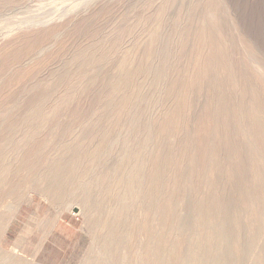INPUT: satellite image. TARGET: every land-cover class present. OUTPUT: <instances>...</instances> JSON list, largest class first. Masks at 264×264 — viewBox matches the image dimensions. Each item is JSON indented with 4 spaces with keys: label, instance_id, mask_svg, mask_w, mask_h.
Here are the masks:
<instances>
[{
    "label": "rangeland",
    "instance_id": "obj_1",
    "mask_svg": "<svg viewBox=\"0 0 264 264\" xmlns=\"http://www.w3.org/2000/svg\"><path fill=\"white\" fill-rule=\"evenodd\" d=\"M1 117L0 148L35 165L0 195L1 253L80 264L108 231L81 197L130 254L136 223L171 258L205 225L247 242L263 221L241 264H264V0H0Z\"/></svg>",
    "mask_w": 264,
    "mask_h": 264
},
{
    "label": "bare ground",
    "instance_id": "obj_2",
    "mask_svg": "<svg viewBox=\"0 0 264 264\" xmlns=\"http://www.w3.org/2000/svg\"><path fill=\"white\" fill-rule=\"evenodd\" d=\"M6 119L2 120L1 117L0 122L2 123ZM33 121L34 116L26 119V123L28 124L33 123ZM17 154L18 151H16V155L13 158H9L6 156L5 150L0 148V195H9L11 198L13 196L14 202L15 199L17 201L18 194L13 193V190L12 192H8L6 190V183L12 178L21 175L23 168L22 176L25 177L26 171L29 173L35 167L32 163L20 160ZM76 165L77 162L73 165H68L71 167L70 171L75 169ZM63 171H65V167H57L52 172L48 171V174L45 175L49 191L63 192ZM26 178L32 179L33 175L28 174ZM32 191L37 192L34 189ZM47 199L49 202L53 201V197L47 196ZM79 202L82 204L84 223L89 231L91 229H100L103 232L104 229H108V231H105L108 233L103 232L106 235L97 234L96 236H92V245L85 253L80 264H169V262L171 264H241L242 256L249 252L250 245L255 241L257 242L258 239L260 240L259 233L263 223V221L259 222L256 220V223L252 224L251 228L253 230L257 229V231L248 236L249 240L247 242L243 241L242 233L234 236L231 235L227 228L205 225L202 227L203 235L201 239L192 246L187 254H178L179 257H176L177 253L175 252L174 254H169L171 258L166 254V243L162 231L158 230L159 228L154 230L150 227V224L136 223L133 225L132 239L135 241L130 254L125 240L126 233L120 231V227L117 226V220L109 222V228H106L107 222L100 220L99 215L95 214L98 211L97 207H94L90 202H84V199L81 197L79 198ZM0 207L3 208L1 210L2 213H0L1 229L13 206H2V202L0 201ZM112 213L117 216V208ZM140 235L142 239L139 238ZM256 236L258 237L255 238ZM19 252L17 246L13 247L10 252H0V264H35L16 258L14 254H19ZM256 257V262H258L259 255Z\"/></svg>",
    "mask_w": 264,
    "mask_h": 264
}]
</instances>
